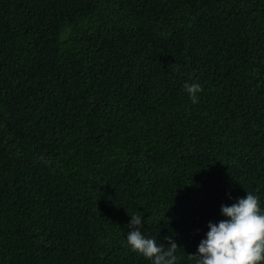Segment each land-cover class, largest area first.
<instances>
[{
	"label": "trees",
	"instance_id": "16d2710c",
	"mask_svg": "<svg viewBox=\"0 0 264 264\" xmlns=\"http://www.w3.org/2000/svg\"><path fill=\"white\" fill-rule=\"evenodd\" d=\"M247 193L264 213V0H0V264H153L132 215L196 264Z\"/></svg>",
	"mask_w": 264,
	"mask_h": 264
},
{
	"label": "clouds",
	"instance_id": "9594fccd",
	"mask_svg": "<svg viewBox=\"0 0 264 264\" xmlns=\"http://www.w3.org/2000/svg\"><path fill=\"white\" fill-rule=\"evenodd\" d=\"M193 104L202 91L199 84L184 85ZM41 160L44 158L41 156ZM221 213L228 219L218 224L209 223L207 238L198 246L196 264H264V213L257 196L247 193L231 206H222ZM128 227L127 243L135 253L152 260L153 264H176L177 245L168 237L167 248L155 239L142 234V219L132 215Z\"/></svg>",
	"mask_w": 264,
	"mask_h": 264
}]
</instances>
